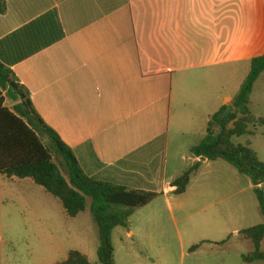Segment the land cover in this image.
I'll use <instances>...</instances> for the list:
<instances>
[{"label":"crops","instance_id":"crops-1","mask_svg":"<svg viewBox=\"0 0 264 264\" xmlns=\"http://www.w3.org/2000/svg\"><path fill=\"white\" fill-rule=\"evenodd\" d=\"M261 56L264 0H7L0 14V62L85 174L167 200L185 138L203 141ZM0 176L7 202L50 195Z\"/></svg>","mask_w":264,"mask_h":264},{"label":"rangeland","instance_id":"rangeland-1","mask_svg":"<svg viewBox=\"0 0 264 264\" xmlns=\"http://www.w3.org/2000/svg\"><path fill=\"white\" fill-rule=\"evenodd\" d=\"M8 106L12 108L13 103L8 101ZM250 108L256 118L264 119V74L256 84ZM249 130L253 136L234 141L243 145L250 141L251 148L264 162V125H252ZM43 139L49 143L46 137ZM185 140V148L175 161L187 171L192 164L188 145L196 141L190 137ZM172 153H175L173 149ZM183 156L185 161L181 159ZM1 179L2 176L0 230L4 235L0 239V264H58L71 251H79L91 263L98 264L100 238L91 212V199L84 212L68 219L59 200L45 196V192L39 194L41 188H36L37 194L27 195L24 203L7 202ZM38 206L42 212L40 218L36 212ZM263 223L251 180L226 161H210L192 177L185 194L170 195L168 200L158 197L136 210L129 220L134 231L132 238L128 236V228L114 230L115 263L264 264L244 262V257L255 247L241 234ZM2 241L7 242L3 247ZM194 246L200 247L191 252ZM261 250L264 251V242Z\"/></svg>","mask_w":264,"mask_h":264},{"label":"trees","instance_id":"trees-1","mask_svg":"<svg viewBox=\"0 0 264 264\" xmlns=\"http://www.w3.org/2000/svg\"><path fill=\"white\" fill-rule=\"evenodd\" d=\"M7 0H0V14H5ZM264 73V56L251 61V70L232 104L224 106L208 123L206 137L191 149L195 158L207 161L223 160L248 177L264 216V162L251 148V142L236 144L235 138L253 136L252 125H264L251 111V99L256 84ZM13 103L9 108L7 102ZM43 137L49 140L46 144ZM201 167L196 163L171 184L174 195L186 193L192 176ZM65 172V173H64ZM0 175L20 180L30 179L46 193L59 200L68 219L84 212L91 199V212L99 230L98 264H116L113 232L128 228L136 210L148 206L162 195L144 190H131L89 177L80 167L72 150L59 135L39 117L30 93L13 71L0 62ZM253 242L255 250L244 262H264V223L241 232ZM200 246H194L191 252ZM58 264H93L79 251H71Z\"/></svg>","mask_w":264,"mask_h":264}]
</instances>
